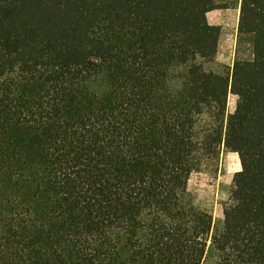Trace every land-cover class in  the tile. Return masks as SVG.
Segmentation results:
<instances>
[{
	"label": "trees",
	"instance_id": "1",
	"mask_svg": "<svg viewBox=\"0 0 264 264\" xmlns=\"http://www.w3.org/2000/svg\"><path fill=\"white\" fill-rule=\"evenodd\" d=\"M220 8L0 0V264H264V0H240L225 75ZM222 151L213 229L188 181Z\"/></svg>",
	"mask_w": 264,
	"mask_h": 264
},
{
	"label": "rangeland",
	"instance_id": "2",
	"mask_svg": "<svg viewBox=\"0 0 264 264\" xmlns=\"http://www.w3.org/2000/svg\"><path fill=\"white\" fill-rule=\"evenodd\" d=\"M220 9L207 14L211 25L220 27L218 50L209 69L215 73L225 75L231 69L236 58L237 28L240 0H216ZM239 55L242 59L250 57L248 47L243 48ZM236 97L228 95L226 113L234 111ZM240 169L238 156L234 153L222 151L218 161L209 168L194 172L188 181V191L192 195L195 205L209 212L213 217V229L219 226L223 218L222 205L227 201L234 173Z\"/></svg>",
	"mask_w": 264,
	"mask_h": 264
},
{
	"label": "crops",
	"instance_id": "3",
	"mask_svg": "<svg viewBox=\"0 0 264 264\" xmlns=\"http://www.w3.org/2000/svg\"><path fill=\"white\" fill-rule=\"evenodd\" d=\"M238 16H239V14H238ZM238 171V170H237Z\"/></svg>",
	"mask_w": 264,
	"mask_h": 264
}]
</instances>
